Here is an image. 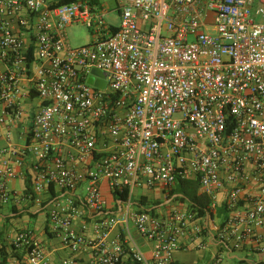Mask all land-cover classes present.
Masks as SVG:
<instances>
[{
	"label": "built area",
	"instance_id": "built-area-1",
	"mask_svg": "<svg viewBox=\"0 0 264 264\" xmlns=\"http://www.w3.org/2000/svg\"><path fill=\"white\" fill-rule=\"evenodd\" d=\"M60 1L0 0V207L49 194L57 244L22 228L15 264H179L210 244L212 264L246 244L263 254L264 0ZM74 25L91 41L73 47ZM28 168L26 195L12 184ZM188 181L205 215L141 211L138 189Z\"/></svg>",
	"mask_w": 264,
	"mask_h": 264
},
{
	"label": "crops",
	"instance_id": "crops-1",
	"mask_svg": "<svg viewBox=\"0 0 264 264\" xmlns=\"http://www.w3.org/2000/svg\"><path fill=\"white\" fill-rule=\"evenodd\" d=\"M28 171H29L28 174L30 175V178H31V176H34V172L33 171L29 170V168H28ZM12 187L15 188L16 190L20 191V192H25V190H26V180H22V179L19 178L18 180H15L13 182ZM140 190H143L144 193H142L140 195L139 194L137 195V200L138 201H141L142 199L145 198V199L148 200L149 204H151V202H153V203L157 202L158 203V202H161L160 198L163 197L164 198V202H161L162 204L159 205L158 207H156V209L162 207V208H164V213H166V211H168L173 206L171 204V202H169V200H166L167 193L163 189H160V188L149 189L147 187H143ZM105 191L110 192L107 184L103 185L104 197H105ZM110 195H111L110 201H108V199L105 197V199L109 203V206L112 205V201H113V197H112L111 192H110ZM38 198L42 202V207H39L35 203H31V202H25V203H23L22 205H20L18 207H10L9 206L10 209H11L10 210L11 211V216L12 217H18L17 215L21 216V215L27 214L30 217H32L36 221V223L34 224V227H32V229L36 232V236H37L38 240L41 241L43 243V245L48 250H50L53 245H57L56 242L53 239H48V238L45 237V228L47 227V215H48V211H49L47 208H45L46 207L45 204H47V203L49 204L50 203L49 201H50L51 196L49 194H43V195H40ZM167 205H169V207L165 208V206H167ZM25 207H27V208H25ZM15 208L17 210H21V211L19 213H17V214L13 213V209H15ZM161 213L162 212H160V214ZM24 228H26V227H24ZM21 229L22 228L17 229L14 232H9L8 230L4 229L3 227L0 228V249L3 246H7L8 253L11 255V258L9 259V264H15L17 259L18 260L22 259L21 253L20 252H15L13 250V247L10 244L11 239ZM210 247H216V246L210 244L209 248ZM193 249L199 250V249H196L195 247ZM193 249H191V250H193ZM191 250H189V251H191ZM189 251H178V252H176L174 254V257L179 252L186 253V252H189ZM201 251H204V250H201ZM224 251H225L224 255L226 254L230 259L236 258L235 254H237V253H245V254H253V255H264V253L261 254V253L255 252V250L253 249L251 244H246L243 247L242 250L234 251L232 249H229V250H224ZM50 259H51L52 264H60L59 258H56L54 255H52ZM258 264H264V258L260 259Z\"/></svg>",
	"mask_w": 264,
	"mask_h": 264
},
{
	"label": "rangeland",
	"instance_id": "rangeland-1",
	"mask_svg": "<svg viewBox=\"0 0 264 264\" xmlns=\"http://www.w3.org/2000/svg\"><path fill=\"white\" fill-rule=\"evenodd\" d=\"M101 3L107 8L110 9L114 5V0H100ZM108 21L113 25L119 24L118 18L116 16H110ZM68 38L70 44L73 47H80L87 44L91 41V34L89 30L83 25H74L67 29ZM144 193L143 190L138 189L135 194L140 195ZM105 197L110 201L111 195L110 192L105 191ZM161 202H164V198H160ZM153 202L149 204L148 207L153 208ZM9 206L0 207V228L8 230L9 232H14L17 229L24 227H34L36 221L25 214L23 216L12 217ZM157 213H164V208L160 207L156 209ZM217 252L216 247H210L204 251L201 250H191L186 253H177L175 258L178 260L179 264H212L214 254ZM63 255V254H62ZM236 258L230 259L226 254L223 258V264H258L260 259L264 258V255H253L245 253L235 254Z\"/></svg>",
	"mask_w": 264,
	"mask_h": 264
},
{
	"label": "trees",
	"instance_id": "trees-1",
	"mask_svg": "<svg viewBox=\"0 0 264 264\" xmlns=\"http://www.w3.org/2000/svg\"><path fill=\"white\" fill-rule=\"evenodd\" d=\"M72 1L74 0H61L60 5L68 4ZM32 192V181L31 178L28 177V179L26 180L25 194H32ZM124 198V195L116 196V200L118 201H123ZM171 199H173L171 204L177 202L188 204L192 210L197 212V215L199 217L205 215L206 211L210 208L211 205L209 198H207L204 194L201 193L198 183L194 181L182 182L177 184L175 188L167 194L166 200ZM161 204V202H155L152 204L153 208H150L148 207V200L144 198L139 202V207L142 209L141 211L150 212L153 215H159L160 213H157L156 207ZM167 207H169V205L165 206V208ZM20 211L21 210H17L16 208L13 209V213L15 214L19 213ZM10 258L11 255L8 253L7 246H3L0 249V264H9Z\"/></svg>",
	"mask_w": 264,
	"mask_h": 264
},
{
	"label": "water",
	"instance_id": "water-1",
	"mask_svg": "<svg viewBox=\"0 0 264 264\" xmlns=\"http://www.w3.org/2000/svg\"><path fill=\"white\" fill-rule=\"evenodd\" d=\"M169 202H171V200H169ZM169 202H168V203H169Z\"/></svg>",
	"mask_w": 264,
	"mask_h": 264
}]
</instances>
